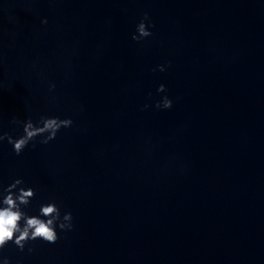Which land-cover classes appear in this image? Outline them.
I'll use <instances>...</instances> for the list:
<instances>
[{"label":"water","instance_id":"obj_1","mask_svg":"<svg viewBox=\"0 0 264 264\" xmlns=\"http://www.w3.org/2000/svg\"><path fill=\"white\" fill-rule=\"evenodd\" d=\"M41 116L73 124L0 142V191L73 229L0 264H264V0H0V134Z\"/></svg>","mask_w":264,"mask_h":264},{"label":"clouds","instance_id":"obj_2","mask_svg":"<svg viewBox=\"0 0 264 264\" xmlns=\"http://www.w3.org/2000/svg\"><path fill=\"white\" fill-rule=\"evenodd\" d=\"M148 14L145 12L142 19L136 26V32L133 33L131 39L140 42L147 37L153 35L150 31L151 25ZM41 23L46 24L47 19H43ZM158 70L164 72L165 65H158ZM157 69H153L156 71ZM55 88V85H50ZM167 91L164 84H160L157 88L158 93ZM151 96V93H149ZM173 106V100L164 95L160 101L155 104L156 109L168 110ZM149 108L148 104L143 106L142 110ZM11 123L23 125V135L18 138L13 137L8 132L0 134V142L7 140L13 146L14 153L19 156L26 147L31 143L32 148L36 147V138L41 137L40 144H48L54 140L61 128H69L73 121L71 118L60 119L59 117L41 116L37 122H33L31 118L20 120L13 117ZM24 181L15 179L6 188L0 191V252H2L10 243H13L21 252L27 250L33 252L34 246H30L31 242L41 240L48 244H55L60 236L57 228L61 232L71 231L73 229V216L71 212H65L61 215V210L55 201L42 204L39 208L38 215H29L27 208L32 199L35 198V190L31 187H21ZM3 264H10L7 257L3 258Z\"/></svg>","mask_w":264,"mask_h":264}]
</instances>
